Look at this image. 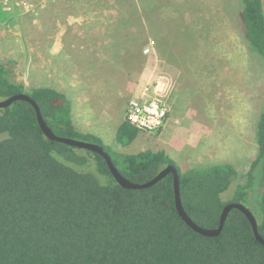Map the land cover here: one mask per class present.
<instances>
[{"label": "trees", "instance_id": "obj_1", "mask_svg": "<svg viewBox=\"0 0 264 264\" xmlns=\"http://www.w3.org/2000/svg\"><path fill=\"white\" fill-rule=\"evenodd\" d=\"M239 16L245 41L264 60L263 0H239ZM6 18L0 9V22ZM11 67L0 62V100L27 94L55 135L101 146L130 182L145 183L176 167L181 202L193 222L214 229L223 208L239 203L253 214L264 239V101L255 130L257 156L245 182L225 201L222 194L238 177L232 165L181 172L163 151L112 152L97 136L76 129L65 93L48 87L25 92L11 80ZM137 132L124 121L116 141L127 146ZM0 264H264V246L237 209L219 236L196 233L177 212L172 174L147 189H125L98 153L47 139L34 108L20 100L0 109Z\"/></svg>", "mask_w": 264, "mask_h": 264}, {"label": "rangeland", "instance_id": "obj_2", "mask_svg": "<svg viewBox=\"0 0 264 264\" xmlns=\"http://www.w3.org/2000/svg\"><path fill=\"white\" fill-rule=\"evenodd\" d=\"M149 39L156 42L158 66L171 80L169 97H181L204 121L227 115L233 98L252 105L264 94V60L242 35L239 0H49L36 16L17 12L0 22V62L14 64L11 80L25 92L49 87L65 93L76 129L97 136L112 152L163 151L181 172L211 165L215 155L202 164L176 158L181 156L158 133L138 131L127 146L116 141ZM263 101L264 95L256 103L259 113ZM176 115L170 113L169 121ZM219 126L222 133L223 122ZM168 137L165 133L163 139ZM244 153L242 162L248 158ZM245 170L223 200H231L236 186L245 182Z\"/></svg>", "mask_w": 264, "mask_h": 264}, {"label": "crops", "instance_id": "obj_3", "mask_svg": "<svg viewBox=\"0 0 264 264\" xmlns=\"http://www.w3.org/2000/svg\"><path fill=\"white\" fill-rule=\"evenodd\" d=\"M2 63L13 64L12 62ZM259 95L252 105L238 104V100L233 98L227 115L220 117L216 122L204 121L197 108L183 105L181 97H176V95L172 98L168 97L169 114L176 111L177 115L172 118L171 122L167 120L164 128L158 133V139L163 141L167 147L173 148L175 153L181 156L176 158L184 162L202 164L201 160L208 161L211 156L215 155L217 159L210 164L228 163L239 175L245 167H250L257 156V153H254V145H257L255 130L260 113L256 103L263 98L264 94L261 97ZM220 122H223L222 133L218 130ZM226 124L228 128L225 127ZM165 133L170 134L167 140L163 139ZM229 141L246 147L245 151L248 153L246 161L240 160V154L245 152L244 149L243 151L237 149L239 145L231 146ZM236 155L239 156L236 157Z\"/></svg>", "mask_w": 264, "mask_h": 264}, {"label": "built area", "instance_id": "obj_4", "mask_svg": "<svg viewBox=\"0 0 264 264\" xmlns=\"http://www.w3.org/2000/svg\"><path fill=\"white\" fill-rule=\"evenodd\" d=\"M48 3L49 0H0V9L5 14L19 12L36 16ZM141 53L146 63L136 82L133 95L127 102L124 119L138 131L155 134L164 128L169 118L168 97L172 83L158 66L154 40L149 39L142 47Z\"/></svg>", "mask_w": 264, "mask_h": 264}, {"label": "water", "instance_id": "obj_5", "mask_svg": "<svg viewBox=\"0 0 264 264\" xmlns=\"http://www.w3.org/2000/svg\"><path fill=\"white\" fill-rule=\"evenodd\" d=\"M25 101L29 103L35 110L36 118L38 125L43 133V135L51 140L55 141L58 143H62L71 147L79 148V149H84V150H89L91 152L98 153L106 162V165L113 176L114 180L123 188L129 189V190H142V189H147L161 181L163 178H165L168 174H172L173 176V189H174V200H175V206L177 209V212L180 216V218L185 222L187 226H189L193 231L196 233L205 236V237H217L220 235L222 232L227 216L229 212L233 209H237L241 211L246 218L248 219L253 235L261 245L264 246V239L261 237V235L258 232V227H257V221L253 214L242 204L239 203H229L227 204L220 215V220L219 224L216 228L214 229H205L200 226H198L195 222H193L187 213L185 212L182 202H181V197H180V189H179V175H178V170L174 166H167L164 169H162L154 178H152L150 181L145 182V183H133L125 179L121 173L118 171V169L115 167L113 164L111 157L107 152L104 151V149L94 143L90 142H84L80 140H75L71 138H65V137H60L55 135L52 130L47 126L45 123L40 109L38 105L35 103V101L28 96L27 94L21 93V94H15L12 95L6 99L0 100V109H5L9 107L11 104H13L15 101Z\"/></svg>", "mask_w": 264, "mask_h": 264}]
</instances>
